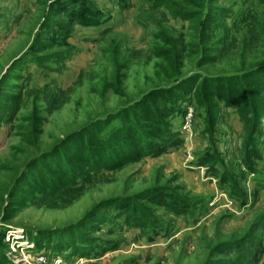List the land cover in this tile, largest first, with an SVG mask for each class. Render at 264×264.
Listing matches in <instances>:
<instances>
[{"label":"rangeland","instance_id":"obj_1","mask_svg":"<svg viewBox=\"0 0 264 264\" xmlns=\"http://www.w3.org/2000/svg\"><path fill=\"white\" fill-rule=\"evenodd\" d=\"M0 264H264V0H0Z\"/></svg>","mask_w":264,"mask_h":264}]
</instances>
